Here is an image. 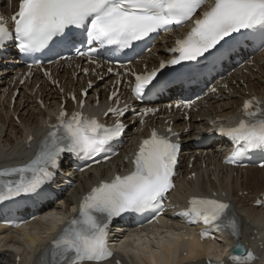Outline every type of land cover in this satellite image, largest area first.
<instances>
[{"label":"snow or ice","instance_id":"snow-or-ice-1","mask_svg":"<svg viewBox=\"0 0 264 264\" xmlns=\"http://www.w3.org/2000/svg\"><path fill=\"white\" fill-rule=\"evenodd\" d=\"M206 5L208 0H20L18 11L11 16L14 32L0 17V50L5 49L8 42H17L15 46L20 52L39 53L49 49L58 38L61 44L74 49L77 56L87 57L89 64L101 68L104 65L96 59L97 54L105 50L135 51L137 42L154 40L162 31L191 23V29L167 49L171 58L159 61L158 67L141 74L131 71L130 67L125 69L126 74L135 78L134 83L129 82L132 97L144 101L170 83L165 69L178 70L176 66L201 59L218 61L242 40H258L259 47L264 49V0H213L211 5ZM65 59L70 58L60 56V60ZM82 71L87 74L88 69ZM106 71L113 73L114 67L109 66ZM115 74L119 83L121 73L116 71ZM45 75L50 77L51 73L45 72ZM96 75L104 79L100 73ZM52 83L55 85L57 81L52 80ZM92 87L89 81L88 89ZM88 89L81 93L83 98L87 97ZM216 91L215 87L211 89L213 93ZM118 97V91L113 90L109 99L117 106L105 112L117 117L111 126L84 113L85 99L78 101L80 110L71 115L62 107L55 122H46L50 130L30 161L0 168V204L41 195L44 186L60 169L65 154L99 156L106 146L124 135L127 125L119 118L130 111L141 118V123L144 116L159 111L145 107L137 113L127 103L119 106ZM71 99L76 101V95L72 94ZM192 105L193 102H187L175 107L190 109ZM239 111L241 118L234 126L213 124V131L235 145L226 164L240 165L242 158L250 153H264V100L254 96L246 99ZM167 131L170 135H160L153 129L135 153L133 168L92 187L80 200L78 209L73 208L76 215L65 220L63 215L50 211L42 216L31 215V219L13 225L34 230L24 233L25 239L36 236L33 247L41 232L47 235L63 225L43 249L37 264H124L122 259L116 258L117 251L134 258V264H172L177 241L186 243L194 254L207 249L209 256L204 264H225L223 254L207 245L209 241L216 244L224 231H229L235 240L233 251L226 253L232 264H251L257 259L241 242L244 221L238 216L235 205L215 193L192 195L187 207L176 213L183 218L184 231H172L171 221L163 220V200L175 188L173 177L181 152L179 140L173 139L179 134L171 128ZM32 139L29 135V143ZM258 167L264 168V162ZM255 203L264 206V199H257ZM120 221L139 227L128 231L120 240L118 250H114L109 240L114 222ZM201 225L198 232L187 230L188 226Z\"/></svg>","mask_w":264,"mask_h":264},{"label":"bare ground","instance_id":"bare-ground-1","mask_svg":"<svg viewBox=\"0 0 264 264\" xmlns=\"http://www.w3.org/2000/svg\"><path fill=\"white\" fill-rule=\"evenodd\" d=\"M259 58L260 60L257 61L258 64L260 62H264V54H262ZM258 73L252 74L251 77L248 78L246 81V89L237 91V96L230 101L227 100L226 97H222L220 99L213 100L212 98L207 101L210 109L206 112L205 115L212 116L211 114H216L215 117H222L223 115H232L235 113L234 105H239L242 103L241 98L246 96L247 92L255 93L262 97L264 100V65H261L258 68ZM59 74V73H58ZM77 86V85H76ZM66 88V87H65ZM29 96L27 94L18 99L15 105V112L19 114V118L22 124H18L14 121L13 117L10 114H3L1 111V107L4 106L0 104V165L4 163H15L17 160L24 156L25 147L27 145L26 141L29 135L36 136L38 135L42 120L44 119L45 115L44 112L41 110L40 107H36L35 101L37 95L42 94L46 101L49 103L50 111L57 110L59 105V95L56 91L47 92V88L44 86L37 90L36 95L34 91L31 90ZM93 97L90 96L87 100V103L90 104ZM214 117V116H213ZM206 123H202L205 125ZM183 123L179 120L176 124L177 127H183ZM198 126V124H196ZM191 148H188L183 153V156H186ZM194 156V154H193ZM186 159V158H185ZM203 160L207 162V164H211L214 166L215 170H219L213 174H209L214 178L219 180V186L223 188L230 196L233 197V201L235 200L236 204L239 206L241 214L243 215L242 221L244 219L250 220V223H246L244 225V232H243V240L250 242L252 238H258L260 235L255 231H260L264 229V213L261 210L255 209L248 204L250 193L253 194H260L264 192V169L258 170L256 168H248L244 173L241 172L240 175L237 173L234 176V172L230 173L232 177L230 180L229 177L226 175L227 171L220 167L219 163L216 162V154L208 153ZM198 158L194 161V169L189 172L198 171L201 166L202 161ZM222 174V177L220 176ZM211 178V177H210ZM90 176H82L79 180L84 183V181L90 180ZM200 190L202 192L207 191V186L210 185L212 191H217L218 187L214 182H209L207 184V180L205 177L200 179ZM189 183H185L186 187L184 189L188 190ZM192 185H190L191 187ZM191 190V189H190ZM78 192V191H77ZM248 193V197H240V193ZM74 192L67 194L63 200L64 203L68 204L67 207L69 208L72 201V194ZM62 207L55 206L52 208L51 211H58L60 212ZM34 231V230H33ZM6 232L0 228V235L5 234ZM51 233V232H50ZM47 235H43V232L40 234V239L35 243L33 247V240L36 239L34 235L32 239H25L24 233L21 238L14 237L13 233L7 235V237L0 238V255L5 257L3 264H17V260L21 257V264H29L32 258V255L38 252L41 247V240ZM19 240H22L20 242ZM27 245V246H26ZM29 249L27 253H23V248ZM187 248V249H185ZM182 253H179V258L176 263L172 264H202L203 256L200 252L193 253L188 247H185ZM35 251V252H33ZM32 252V253H31ZM187 252V256H184V253ZM31 253V254H30ZM31 255V257L28 256Z\"/></svg>","mask_w":264,"mask_h":264}]
</instances>
